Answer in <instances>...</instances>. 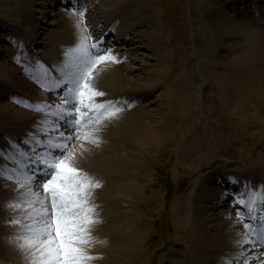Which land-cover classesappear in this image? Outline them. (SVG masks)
Listing matches in <instances>:
<instances>
[{
    "label": "rangeland",
    "instance_id": "rangeland-1",
    "mask_svg": "<svg viewBox=\"0 0 264 264\" xmlns=\"http://www.w3.org/2000/svg\"><path fill=\"white\" fill-rule=\"evenodd\" d=\"M250 1H253L255 5L249 9L250 16L247 22L259 24L262 20L261 25L264 27V0ZM250 1L98 0L93 3L92 10L86 14L94 19L90 22L91 25L100 27L99 34H102V28L111 24L115 26V31L120 34L127 33L130 36L129 40L125 42L126 45L123 42L120 43L122 54L126 52V56L130 59L129 62H126L128 59L123 56L121 59L125 66V74L131 79L127 84L129 85L136 79L140 80L139 88L146 90H139V88L136 90L149 91V96L138 98L142 101L146 99L148 104H142L147 105L144 110L166 125L161 130L163 133L161 146L163 148L161 147L162 149L157 151L146 150L144 154H141L140 163L144 172L133 179L131 171L122 170L117 164L119 169H113V173L110 174L112 177L116 173L118 177L107 183L125 187H130L133 184L135 188H139L136 198L131 193L116 192L114 197L111 196L112 199L119 196L123 200L120 201L122 208H116L115 214L112 213L114 210L112 205L108 206L102 203L106 210L109 209L106 212L112 213L110 215L127 212V220L132 223V229L128 228V230L137 234L141 233L143 236L141 239L143 243L141 241V247L138 248L143 257L141 263L222 264L228 257L237 259L241 252L249 254V259H254L256 258L254 256L258 255V253L252 252L249 245L245 244L243 247H235L223 255L216 253L215 257L208 259L210 256L206 258L200 253L199 242L191 240L194 234L190 233L189 227L183 228L177 224V220L183 215L181 208H185L184 203L188 201L187 198L191 196L194 200L197 199L196 196L204 198L201 195L202 190H196V185L200 181L202 185L203 179L207 176L214 180L218 177V172L220 175H224V169H230L240 179H243V175H250L251 179H253V175L260 176L264 187V123L257 119V112L264 111V97H260L264 82L252 71L242 72L238 69L237 61L235 64L232 63L233 60L228 56V51L234 52L233 59H235L236 56L243 55L245 50L242 48L234 51L228 44H221L222 42L218 39L213 28L208 25L204 16L206 5L213 4L221 11L228 13L233 19H239L235 8L243 11L249 7L247 4ZM56 2V0H26L25 4L21 0H0V19L8 22L9 26L18 29V34L22 35L23 39L33 37L29 42H32L35 48L37 43H39L38 45L43 43L44 46H38L34 52L31 49L28 50L32 51L29 54L38 56V60H34L33 64H36L41 58L44 61L49 59L47 61L49 66H53L57 62L53 58L44 59V52L52 49L49 47L51 44L47 45L46 42L49 43L48 38L56 30V27L53 26L55 14L61 18L64 16L71 18V15L60 14L53 9L51 6ZM231 2L237 6L230 7ZM26 5H30L32 8H30L32 12H29L31 17L28 16ZM258 12H261V17L253 16ZM31 18L32 23L29 24L28 20ZM145 18H148L149 24L145 23ZM88 20L90 21V18ZM134 23L136 26L133 29L131 24ZM241 23L244 24L246 21L242 19ZM2 26L6 25L0 23V32H4ZM32 26L38 28H31ZM92 28L94 31L97 29L96 27ZM16 29H12L11 33L16 34ZM57 30L56 32H61L60 29ZM124 35L126 36V34ZM153 36L161 37V42H164L158 46L159 53L155 51L156 43L154 41L157 39L156 37L154 39ZM239 39V41L245 40L243 35H240ZM34 40H36V44ZM62 40L61 37L51 45L53 50L57 45H62ZM1 45L11 46L5 40L0 39ZM241 66L246 67L245 61L240 64ZM63 69L62 67L61 71H64V74H66V70L69 73V66H66V70ZM158 71H162L163 74L154 80V75ZM154 88L157 89L151 91ZM5 90L7 89H0V91ZM139 94L140 92L137 95ZM35 99H38V95L35 96ZM23 125L12 126L8 123H0V132L25 144L24 141L28 139H22L21 135L17 134H29L27 125ZM96 133L100 132L96 130L90 138L95 139ZM111 135L114 136L113 133ZM0 139V150L3 152H7V148L10 150L11 147L6 144L5 139L2 137ZM73 140L78 143H74L65 156L69 153L74 154L73 148L78 145L87 147L82 149L83 153H89V147L113 146L107 141L98 140V143H92L90 140L77 137H74ZM121 141H115L116 147L119 149L127 147L128 144L125 142L123 144ZM30 143L35 144L32 141ZM0 164V167L5 165L2 157H0ZM215 165L216 168H214ZM7 182L10 185H15L11 180H7ZM144 187H146L145 190ZM184 188L186 189L183 190ZM24 189L22 193L26 191V188ZM35 190L43 193L40 185L36 186ZM21 197L24 199L23 195ZM5 199H7V203L16 201L13 200L11 194L7 195ZM206 199L207 202L200 201V210L196 209L192 213L202 216L215 215L216 217L220 211L225 210L216 203L212 204L208 198ZM150 201H156V205L149 207L147 204ZM6 202L0 199L1 205ZM213 206L215 207L213 208ZM19 209L22 208L13 211L14 215L21 213L23 214L21 218H24L27 211L24 209L19 211ZM208 210L210 212L207 213ZM146 211V223L143 227L139 220ZM13 212L10 208L6 209L5 213L9 215L6 220H2L0 217L2 220L0 229L14 225L10 223L14 218L11 216ZM234 218L230 216L228 221ZM104 222L106 224L107 220L104 219ZM111 225L113 226V224ZM205 225L209 227L210 223ZM219 225L221 226L222 222H219ZM230 230L235 243L248 238L243 235L239 226L235 225ZM201 232L197 231V233ZM240 234L243 235L242 239ZM192 244L196 247L194 248ZM176 245L184 249L185 254L171 253V247ZM261 258L264 259V257ZM240 259L242 260V258Z\"/></svg>",
    "mask_w": 264,
    "mask_h": 264
},
{
    "label": "bare ground",
    "instance_id": "bare-ground-1",
    "mask_svg": "<svg viewBox=\"0 0 264 264\" xmlns=\"http://www.w3.org/2000/svg\"><path fill=\"white\" fill-rule=\"evenodd\" d=\"M21 1L24 3L26 2V0ZM250 3V5L247 4V6L249 7L243 11L237 10L238 8H235L239 19H233L232 16H229L228 13L221 11L213 4L206 5V14H204V16L208 25L213 28L214 32L218 36V39L222 42L221 44H228V46L231 47L234 51L242 48L245 50L243 55L238 54L239 56H236V60L233 59L234 52L228 51V56L233 60L232 63L235 64L237 61V64L239 65V67H235L240 69L242 72H244L245 70L252 71L254 75H257V77H259L264 82V28L247 22L250 16L249 9L254 7L253 1H250ZM232 5L234 7L237 6L234 2L230 3V7ZM76 6L78 7L79 5L77 4ZM25 8H27L26 11L28 12V16L31 17L29 15V12L31 11V6L26 5ZM76 13L78 12L76 11ZM88 18H90V21L88 20ZM54 19L55 21L53 22V26L56 27V30L55 32L53 31V34L51 33L52 36L48 38L49 43H46L47 45H52L55 41H58L62 37V45H57L54 50L53 47L50 45L49 47L52 49H50L48 52H44V59L56 58L57 60H59V62L62 64V67L65 69L66 66L72 64L73 59L79 58V54L72 53L71 50L76 46V44L78 43V39L81 36L88 35L89 31H87L86 27H92L90 22H92L94 19H92L89 15H85L84 17L80 18H76L73 16H71V18L66 16L61 18L58 14H55ZM242 19L245 20L246 23H241ZM28 21H30L29 24H31L32 18ZM145 21L146 24H149L148 18H145ZM131 26L134 29L136 24H131ZM31 28L37 29L38 27L32 26ZM57 29H60L61 32H56L58 31ZM36 33L39 34L38 32ZM240 35L244 36V41H239ZM155 37L157 39V41H154L156 43L155 51L159 53L160 49L158 48V46L160 44H164V42H161V37ZM19 38L20 41H18ZM22 40V35H18L16 36V40H12V46H0V89L7 88V90L5 91H0V123H8L12 126H19L23 124L29 125L31 129L29 134H27L26 137L23 134L22 135L24 137H21V134L19 136L22 139L27 138L28 140L33 142V137L31 136V134H35L38 137V135H41V133L45 132L49 127H51L50 122L56 119L50 114L49 108H43V105H51L56 101L50 95V93H52L55 87L52 88L49 93L44 91L45 94H43L41 90L38 89L40 84H42V86L45 85L43 83V73L46 71L53 70L54 73L61 75V73H63L64 71L62 72L61 69L57 67L47 66L46 61L44 60H40L36 62V64H33L32 60L34 59V57L32 56V54H28L27 51L28 49L34 47V44L32 42H29L28 47L25 49ZM103 42L106 43L104 39ZM117 59L120 61L119 63L107 60L101 61L91 69L90 75L92 77L88 79L87 83H89L97 91L104 93L103 96L96 97V100L98 102L114 101L115 99L121 98V95H126V92L137 91L136 89L140 86L139 79H133L134 81H132V83H129V85L127 84L131 81V79L128 78V75L125 74V66L123 62H121L122 56L119 58L117 57ZM243 61H245L246 67H240V64ZM31 66L35 67L36 69L30 71L29 69L32 68ZM27 67L30 68L26 69ZM162 74V71L156 72L153 79H157L158 76ZM36 76H38V79H35ZM32 78L33 80L31 81ZM52 85L53 83L48 84V86L44 89L47 90ZM139 90L146 89L139 88ZM261 91L262 92L260 97H264V87ZM148 92L149 91H145L139 96H137L136 92L127 95L128 99L126 103H129L131 105L130 107L135 106L132 111H126L119 115L118 112L111 118H108L106 121L102 122L98 126L91 128L86 132L94 134V132H96L97 130L100 133H96L97 136L95 137V139H98L100 141H107L109 143H112L113 146L105 145L107 147H104V145H102L103 147H89V153H83L82 149H86L87 147L85 148V146L83 145H78L73 148L74 154L69 153L66 156L72 158V163L77 168H82L81 170L83 172L99 180L101 184V187L93 190L92 203L97 205L96 213L98 214V218L102 219H100L101 222L94 225L91 230L93 239L91 245L88 248V251L94 256L102 257V259H96L92 262V264H144V262L141 263V259L143 257L142 253L139 252V247H141V239L143 238V236L140 232V234H137L136 232L128 230V228L132 229V223H129L127 220L128 213L123 211L118 212L120 213L119 215H110L117 210L116 208H122L120 207V201L123 200V198L116 196L112 199V197L115 196L116 192H123L129 194L131 193L136 198V195L139 194V188H135L133 184H131L130 187H125L124 185L118 186L114 183L107 182L112 179L116 180L118 174L114 173L112 177L110 176V174L113 173V169H119L117 167L119 165L122 170L128 169V171H131L132 178L136 179L140 173L144 172L140 163L141 154H144L146 150L157 151L163 148L161 146L163 138V133L161 132V130L166 125L154 116H150V112L148 113L147 110H144L146 108L145 106L147 105L141 104L139 106L140 103L138 104V102L136 101V97H142L144 96V93ZM37 95L38 99H35V96ZM37 104L41 106V110H37ZM57 106H59L60 108L68 107L67 105L59 101L57 103ZM50 111L52 113L51 109ZM257 116V119L260 122L264 123V111L257 112ZM46 124H48L47 128H45ZM86 129L85 127H83L79 130L85 131ZM111 133H113L114 136H112ZM91 134L89 136H91ZM0 136L6 137L9 140L11 137L10 135H5L4 133H0ZM116 140H122L123 144L124 142L127 143L128 145L125 144L127 145V147L124 146L125 148L119 149V147H116ZM73 155L75 156L73 157ZM214 168H216V165L214 166ZM230 172V169H224L223 171V173L228 174L226 177L230 176L231 178L233 177V175ZM217 176H220V172L217 173ZM203 180L204 181L202 185L201 181L199 182V184L196 185V190L207 191L208 187L212 186L213 188V185L216 183V180H213L210 176L204 178ZM260 182V176H256L255 182L253 183L249 182V184L245 185L244 182H231L228 188L230 190H234L235 185H238L240 187L242 186V189H244L243 193H245L250 189V186L254 185V187L258 186L254 191L258 194ZM145 189L146 187H144V190ZM24 190L25 189L21 188L20 185H17V183H15V185H10L7 182V179H0V199L2 201L6 202V196L11 194L13 200L19 202L23 200L21 195ZM196 197V200H194L192 196L187 198L188 201L184 203L185 208H181V211H183V215L177 220V224L179 226H182L183 228L185 226L189 227L190 233L194 234V237H192L191 240H196L199 242L198 245H201V248L199 247L200 253L203 254L206 258L210 256L208 257V259H212L216 256V253L223 255V253L226 254L235 247L239 248V246H237V242L235 243L232 239V231L230 230V228L234 227L235 225L239 226L240 220H235L237 219L235 217L233 220L228 221V218H230V212H225V210H223L222 212L220 211V213H218L216 217L215 215L202 216L198 213H192V211H196V209L200 210L201 202H207L206 198L204 199L199 196ZM207 198L208 200H210L209 197ZM232 200L234 201V197H229L227 198V201H225V203ZM102 203L108 206L112 205V209H114L113 212H106L109 209L106 210V208L102 206ZM225 203L216 205L225 208L227 207V204ZM6 204L7 202L3 205L0 204V217L2 218V220H6L7 216L9 215L5 213L7 208L4 207V205ZM147 205L149 207L156 205V201H150ZM215 206H213V208ZM228 208H230V206H228ZM2 210H4L5 212H3ZM22 210L23 208L19 209V211ZM13 211L14 210L12 209V212ZM24 211L28 210L24 209ZM147 211L145 215H141V219L139 220L142 226L144 225V223H146L145 219L147 216ZM232 211H234V209ZM208 212H210V210H208L207 213ZM19 215H14L13 212L11 216L12 218H16ZM21 215L18 217V219L23 221L24 218H21L23 217V214ZM25 216L26 215H24V217ZM1 218L0 222L2 221ZM103 219L107 220L106 224ZM219 222H222L221 226L219 225ZM204 223H210V226L207 227ZM111 224H113V226ZM13 226L9 225L0 229V264H30L27 251L25 249L20 248L18 245L21 243V241L16 240V237L21 235L24 232V229L20 224H14ZM197 231L202 232L197 233ZM211 233L213 235H210ZM243 235H241V239ZM241 241H243V239ZM170 252L185 254L184 249L180 248L178 245L171 247ZM173 263L171 262V264ZM175 264L185 263L177 262Z\"/></svg>",
    "mask_w": 264,
    "mask_h": 264
},
{
    "label": "snow or ice",
    "instance_id": "snow-or-ice-1",
    "mask_svg": "<svg viewBox=\"0 0 264 264\" xmlns=\"http://www.w3.org/2000/svg\"><path fill=\"white\" fill-rule=\"evenodd\" d=\"M77 12L83 16L82 9L78 8ZM92 36L94 33L91 32L81 36L71 50L79 54V60L74 65L75 71L66 74V88L64 84H56L58 89L63 88L59 95L68 107L57 106L51 113L56 119L50 122L51 127L36 139L35 144L25 140L24 143L29 145L27 149L13 144V154L0 151V157L16 165L11 169L0 167V179L11 180L26 188L22 193L23 200L9 202L4 207L28 210L23 221L13 218L10 223L20 224L24 229L16 240L21 241L18 246L27 251L30 264H92L94 260L102 259L88 251L93 239L91 230L101 222L96 213L97 205L92 203L93 190L101 187L100 181L77 168L72 158L65 156L74 133L80 128L99 124L121 111L119 101L98 102L96 97L104 93L86 83L97 63L120 62L118 54H113L102 39L88 43ZM36 107L41 110L39 104ZM51 107L43 105L44 109ZM80 138L99 142L88 134ZM39 185L43 186V193L35 190ZM245 195L234 196L233 207L240 217V224L254 239L239 241L237 246H258L260 256L264 257V187L259 194L247 193V199L243 198ZM245 211L249 213L247 220ZM237 259L240 264H264V259H249V254L244 252L239 253ZM222 264H237V261Z\"/></svg>",
    "mask_w": 264,
    "mask_h": 264
}]
</instances>
